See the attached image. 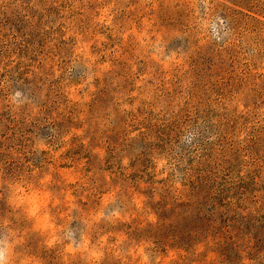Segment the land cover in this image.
<instances>
[{
  "label": "rangeland",
  "instance_id": "374dc122",
  "mask_svg": "<svg viewBox=\"0 0 264 264\" xmlns=\"http://www.w3.org/2000/svg\"><path fill=\"white\" fill-rule=\"evenodd\" d=\"M0 264H264V0H0Z\"/></svg>",
  "mask_w": 264,
  "mask_h": 264
}]
</instances>
